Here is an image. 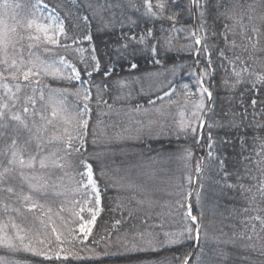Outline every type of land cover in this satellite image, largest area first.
Returning a JSON list of instances; mask_svg holds the SVG:
<instances>
[{"label":"trees","instance_id":"obj_1","mask_svg":"<svg viewBox=\"0 0 264 264\" xmlns=\"http://www.w3.org/2000/svg\"><path fill=\"white\" fill-rule=\"evenodd\" d=\"M41 1L64 21V32L59 36V45L52 48L49 61L57 62L63 57L66 62L71 60L70 49L86 48L78 59H72L89 86L90 120L86 131L74 136L63 131L59 116L53 117L50 125L54 106L46 108L43 101L49 91L57 96L54 100L65 98L63 111L56 110V115L61 113L67 118L85 102L82 93L76 91L83 86L81 83L42 75L31 77L28 86H19L22 92L11 120L0 119V240L4 241L0 243V264H181L194 248L195 225L185 203L200 163L198 184L190 201L203 236L209 237V230L216 229L224 240V256L217 262L264 264V0ZM147 2L152 5L150 10ZM161 4L163 8L159 7ZM0 16L7 18L9 24L4 29L9 30L13 14L0 8ZM197 20L207 26L199 49L192 36L199 25ZM132 36L135 40L126 39ZM11 41L14 45L7 51L13 55L7 57L8 65L0 63L4 77L0 80L4 82L15 75L9 86L14 88L12 84L23 79V69L18 64L15 68L9 65L25 49L26 41L16 42L15 36ZM124 45L128 47L125 49ZM153 46L157 48L155 56ZM3 59L0 52V60ZM164 71L170 73L168 77L164 75L166 90L157 80ZM106 72L110 74L106 76ZM120 78L130 89L121 84L124 88L119 87L120 92L114 88ZM201 78L212 93L211 101L200 98ZM37 85L48 89L43 91L42 100ZM122 89L125 94L129 91L131 101ZM168 89H172L168 97L160 98L157 104L153 102ZM115 92L122 94L119 99L113 96ZM0 93H5L3 88ZM30 96L37 101L35 105L28 104V117L34 114L37 118L27 122L13 119L17 113L25 116L24 100ZM189 99L196 103L203 100L201 117L208 110L200 139V122L193 124L197 127L195 133L159 137L164 128L148 124L160 121L156 111L137 113L129 106L158 105L174 112L184 108ZM125 101L129 105L121 107ZM59 106L56 103L55 107ZM40 115L47 123L39 119ZM171 123L169 133L174 129L172 119ZM143 125L146 129L153 126L155 132L126 136L127 131ZM122 126L126 128L119 131ZM69 137L71 141L66 142ZM77 137L84 141L83 147ZM14 151L18 156L10 164ZM111 153L118 156L106 162ZM45 154L49 162L55 160L64 165L58 167V172L63 171L67 180L73 165L78 174L82 161L88 162L101 190L102 211L85 242L75 236L74 226L58 228L63 243L73 252L61 259L45 254L52 234L44 215L50 211L64 215L66 201L60 192H54L57 185L51 178L49 194L32 188L22 178L26 169L19 164L21 158L36 155L38 161ZM8 188L13 191L8 192ZM29 194L33 198L25 200ZM151 202L157 205L149 206ZM67 204L72 206L69 201ZM204 207L207 212L201 214ZM69 217L72 218L70 213ZM174 226L177 232H168L172 240L142 243V236H162ZM20 237H24L23 243ZM206 243L210 245L212 240ZM25 245L35 251L26 250ZM35 246L44 255L37 254ZM201 250L205 246L196 251L191 261L197 260Z\"/></svg>","mask_w":264,"mask_h":264},{"label":"rangeland","instance_id":"obj_2","mask_svg":"<svg viewBox=\"0 0 264 264\" xmlns=\"http://www.w3.org/2000/svg\"><path fill=\"white\" fill-rule=\"evenodd\" d=\"M0 2H2V1H0ZM8 2H9V4L19 5L18 7L9 8V12L11 14H13L14 18H13V21L10 25L9 30H6L8 37L10 40H12L13 37L15 36L16 42H19L23 39L26 41L25 49L23 51H20L23 53H20V55H18V57L15 59L17 64L20 67H22L23 71H26L28 67H31V64L29 63V61H36V62L44 61L47 63L56 62L53 59H50V61H49V54L52 51V48L54 46H58L59 44L57 43V44L53 45V44L48 43L44 38V34L36 31L35 24L39 23V24L49 26V33L48 34L51 36H54L59 42V36L60 35H57L58 28L56 26L59 25L60 23H62L63 28H64V21L60 18V16L53 9H51L49 6H47L41 0H40L39 5H37V0H14V3L10 2V1H8ZM146 4L148 5V2ZM0 21H3V23L0 24V27L2 29L6 28V26L9 24L7 18L5 19L4 16H0ZM29 22H34L33 27H31V28L28 27ZM197 23L199 25H197L196 30L194 32L196 33L197 37H199L201 39V44L197 45V46L201 47L204 36H205V34H207V26L204 23L199 22V21ZM13 29H14V31H13ZM19 36L23 39H19ZM37 36H39V40L35 39V37H37ZM29 37H33V39H29ZM37 44L41 45V47L39 48L40 50L37 49V47H36ZM13 45L14 44L10 43L8 46V49ZM30 45L32 47H29ZM85 51H86L85 47H78V48L70 49L69 54L71 56V60L66 61V63L69 65H74L76 67L73 59H78V56H81ZM12 55H13L12 51H10V52L7 51V57H11ZM2 57L4 58L3 53H2ZM72 57H73V59H72ZM21 60L24 61L23 65H21ZM56 66L61 67L63 69V66L59 63H57ZM63 71H64L65 76L71 75V69L70 68L69 69H63ZM164 75L167 77L170 76L169 71H164L160 76L157 77V80L161 83L162 89L166 90L167 81L165 82ZM40 76H42V75H40ZM40 76H38V77H40ZM87 76H89V75H87ZM11 77L13 78V76H10V79L6 78L4 82L2 80H0V84L2 83V84H7L8 86H10V83L13 81L11 79ZM80 77H81V75H80ZM40 78H42V77H40ZM71 81L73 83H81L83 85L82 87L78 86L76 91L82 93V96L84 97L85 91L86 90L89 91V86H88L87 81L82 79V78H80V80L71 79ZM115 82L116 83H115L114 88L118 89L119 92H120L119 87L124 88L122 86H125L127 90L130 89L128 87V83L126 81H124V78L117 79ZM118 82H119V84H118ZM29 84H30V82L24 81L22 79V81L19 84H12V85H14V88L11 87L10 88L11 91H8L3 87H0V88H3V91H5V93H0V101H1L0 107H2L3 104H5V103L8 105L7 109H4L5 115L3 117H0V119H3L5 117H8V119H10V117L13 116L12 112H13V109L15 108V103H16L17 99L19 98V96L22 92L21 87H19V91H17L16 85H19V86L21 85L22 87H24V86H28ZM31 86L26 87V88H31ZM37 86L40 88V90L42 92L43 91L48 92V89L46 87H44L43 85H42V87H40L39 85H37ZM32 87L34 88L35 86H32ZM122 90H123L122 93L125 94L126 91L124 92V89H122ZM171 90L172 89H168L165 93L170 94ZM119 92H115V94L113 95V96H116L115 99H119L121 97L122 94L121 95L118 94ZM165 93H163L162 95L158 94L157 98L155 97L156 99H153V102H155L157 104L158 101L160 100V98L168 97L169 95L166 96ZM125 95H127L131 101L129 91H127V94H125ZM90 96H91V93H90ZM30 97L32 99H34L35 101H37L35 99V97H33V96H30ZM207 97L208 96L206 93L203 96H201V94H200V98H202L203 100H204V98L207 99ZM52 98H57V96H52L51 91H49L48 97L43 99V101L46 105V108L49 105L54 106L50 112L52 115V117L50 116V120H49L50 125L54 123V118H56V116L58 118V116H59L58 121L61 123L63 131H65L67 133H71L74 136L81 135V132H83V131L80 130L79 123H80L81 119H87L89 122V120H90V109H89V107H88V109H89L88 112L84 113L83 112V106H84L85 102H82V105L74 113L67 114V118L65 115L63 118L61 113H57L58 115L53 116V111H55V112H56V110L57 111H63L62 109H64V107H65V105H64L65 104V98H58L57 100H54ZM151 98H154V97H151ZM24 101L27 104L26 107L29 109V111L25 113V116L23 113H17L21 117V120H19V121L27 122L29 119L37 118L34 116V114H32L28 117V114L31 111V108L28 106V104L30 105L32 103L28 98H26ZM10 103L11 104L13 103V104L10 105ZM56 103H59L60 106L55 107ZM124 103H125V105H120V106L126 108L127 105H129V103H127L126 101ZM194 104H196V102L189 99L186 101V106L184 108L180 109V111L177 110L174 112H169V111L163 110L158 105L152 106L149 104L148 106H145V105L139 103V104H137L136 108H134L131 105H129V106L132 107L135 110V112H137V113L146 114V111L148 109L156 111V113L160 117V121H156L154 123H148V124L154 125V126L161 125L165 131L161 130L160 134H158V136L159 137L162 136V138H164V137H170L171 135H174L177 133V125L180 123V122H177V117L180 119V121L184 120L185 122H187L191 118V113H192V111L195 110L193 107ZM203 104H204V108H205V103L203 102ZM203 111H204V109H203ZM41 117L42 116L40 115L39 119L44 121L45 123H47L46 118L43 117V119H42ZM46 117H48V115H46ZM203 117L204 116L200 117V121L196 122L197 125L199 124V122H202ZM170 118L174 121V129L171 132L172 134L167 131L168 128L172 125ZM124 128H126V126L119 127L118 129H119V131H123ZM54 129L55 128H53L51 130L54 131ZM132 131H127L126 136L127 137H141V136L145 135V132H147V131L148 132H150V131L155 132L153 126H149V128L146 129L144 125L142 127L136 126V128H134V130H132ZM123 137L124 136L118 137V138L121 139ZM53 141H55V140L52 139V142ZM67 141H71V140L68 139V140H66V142ZM78 142H79L80 146H82V147L84 146L83 140L78 139ZM50 149H52L51 144H50ZM51 152L52 151L50 150V153ZM117 156H118L117 153H114V154L111 153L110 157L107 156L106 162H109L110 160L115 159ZM33 158H34V166L31 168L27 167V163L29 161H32ZM22 159L25 161V165H23V167H25L26 172H25V174H21V176H22V178L28 180L29 185L32 188L40 190L41 193H48L49 194L50 193V178H51L52 180L55 181V184L57 185V188L54 190V192H56V193L60 192V194L64 197V200L66 201V207H67L66 212L67 213L65 212L64 215L60 212L53 213L52 211H50V213L46 212L44 215L45 218L48 219L50 226L53 227V228L50 227V233L52 234V235H50L51 245L50 244L48 245V247L46 248L45 254L48 255L50 258H55V259L66 258L67 256L71 255L73 252L69 247H67L63 243L62 237H61L62 232L59 231L58 228L59 227H66L67 225L74 226L75 233H76L75 236H77L79 239H81L82 241L85 242L90 237L91 233L93 232L96 220L102 211L101 190H100V186L98 185V182L95 178V173L93 172V169L91 167L92 179L95 182V188H93L92 185H90L88 182L86 165H90V164L86 161H82V168L78 174L75 172L76 171L75 165H73V170L70 172V174L68 176L69 180H67L65 178L63 171L61 170L62 174H60L58 172L59 171L58 167H53L52 163L48 161L47 154L42 155L41 159H45L46 164L50 165L51 167H46L43 169L40 168V160L41 159L37 161L36 155H30L27 158H22ZM183 159L186 161L190 160V159H187L186 157H184ZM140 166L142 169H144L143 163H141ZM143 172L145 173V171H143ZM196 173H197V171L195 170V174L193 177V184L195 183L194 179H195ZM104 181L106 182V180H104ZM197 184H198V178L196 180L195 186H197ZM33 186H35V187H33ZM42 190H47V192H42ZM200 191L202 193V190H200ZM97 192H98V196H99V203H96ZM189 193L190 192H188L187 196L189 195ZM193 194H192V196H193ZM187 196H186L185 206H186V209L188 212L189 209H188V205H187ZM29 197L33 198L30 196V194H29ZM67 201H69L71 203V205H72L71 207L67 204ZM64 205L65 204L63 203L62 206H64ZM152 205H157V204H155V202H151V204L149 206H152ZM172 205L175 207L177 205L176 201H173ZM149 206L147 208H149ZM156 208H157V206H156ZM89 209H91V211H89ZM193 210L194 209H193V206L191 203V216L197 217L196 215L193 214ZM200 211H201V214L207 212L205 207L203 209H201ZM93 212L96 213V218H95L94 222H92L90 225H87V226H90L91 230L88 233L87 239L85 240L84 239V233L81 231V225L85 224L86 221H92V213ZM69 213L72 215V218L69 217ZM194 225H195L194 237L192 238V241L194 243V248L186 256V259L182 260L181 264H185V261L187 260V258H188L187 264H223V262H217V261L221 257V255L224 256L223 252H224L225 244H224V242H223L224 240L221 238V236L216 233V229H210L208 232L209 237H207V236H203L204 230L201 229V223L199 221V217H197V221L194 223ZM197 227L199 229V240L198 241H197V237H196L197 236ZM169 231H172L175 233V232H177V229L174 226L173 228L167 229V231H165L162 236L158 235L154 238H148L146 236H142L143 235V233H142V234H140L142 236L141 238L143 239L142 243H144V244H151L152 243L153 244L154 242L161 241L162 239L172 240L173 238H170V236L168 235ZM58 237H59V239H57ZM55 239L57 240L56 242L58 245H56ZM79 239H78V242H80ZM209 239L212 240V243L210 245H208L206 243V241H208ZM202 245L205 246V250L199 251L197 260L195 259V261H191L193 255L196 253V251H198L200 249V247ZM35 248H37V253H41V251H39V249H38V246H35ZM80 248H83V246L81 245ZM50 249L54 250L55 252H53V253L50 252ZM92 257H95V256H92ZM171 260L174 261V259H171ZM172 264H175V262H173Z\"/></svg>","mask_w":264,"mask_h":264},{"label":"snow or ice","instance_id":"obj_3","mask_svg":"<svg viewBox=\"0 0 264 264\" xmlns=\"http://www.w3.org/2000/svg\"><path fill=\"white\" fill-rule=\"evenodd\" d=\"M40 0H37V5H39ZM19 5H15V4H9L8 0H3L2 3H0V8L3 9H9V8H14V7H18ZM148 9L150 10L152 5L148 4L147 5ZM159 7L163 8V4L159 5ZM171 19V18H170ZM3 21H0V24H2ZM34 22H29L28 27L31 28L33 27ZM58 28V32L57 35H61L64 32V28H63V24L60 23L59 25L56 26ZM35 28L37 32H41L44 34V38L45 40L50 43V44H57L58 40L54 37L49 35V26L47 25H43V24H39L36 23L35 24ZM14 31V29H13ZM148 35H151V32H148ZM192 36L195 40V43L197 45L201 44V39L199 37H197L196 33L193 32ZM29 39H33V37H29ZM35 39L39 40V36L35 37ZM87 39H91V37H87ZM126 39H131V40H135V36L132 37H126ZM141 41H143V37H141ZM12 43V41L9 39L7 31L5 29H0V52H2L4 54V59L0 60V63H3L5 65H8V58H7V49L9 44ZM29 47H32L31 45ZM125 49L128 47V45H124L123 46ZM152 54L155 56L157 55V48L156 46H153L151 48ZM221 55H223V53H221ZM158 62V61H157ZM29 63L31 64V67H28L26 71H23V80L24 81H29L31 77L34 76H40V75H44V76H51L53 78H59V79H74V80H80V71L74 66V65H69L64 61V58L61 57L59 61L57 62H53V63H47L44 61H29ZM59 63L63 66V69H71V75L69 76H65L64 75V71L61 67H57L56 64ZM209 63H211V61L209 60ZM24 64V61L21 60V65ZM10 68H15L18 67L17 62L15 59H13L11 61V64L9 65ZM131 67L134 69L136 68V65L133 63L131 65ZM96 71H99V65L97 64L96 67ZM89 76L91 75V73H87ZM110 73L106 72L105 75H109ZM239 75V73H237V76ZM3 74L0 73V79H3ZM13 79H15V75H13ZM261 79H264V77H262ZM36 83L38 84L39 81L37 80ZM199 83L201 84V88H200V94L201 96H203L205 93L207 94V96L209 98H211V92L208 91L207 88L202 87L203 85V78H201V80L199 81ZM3 88H5L8 91H11V89L9 88V86L7 84H3L2 85ZM17 91H19V85H16ZM165 95H169V93H165ZM40 98L41 100L43 99V92H41L40 94ZM31 103L33 105H35L36 101L34 99H32L31 97L28 98ZM85 103L83 106V112L87 113L88 112V101L90 99V92L89 91H85L84 97H83ZM151 103V102H150ZM253 103H255V101H253ZM8 105L5 103L3 104L2 107H0V117H3L5 115V111L4 109H7ZM194 107V111H192L191 113V119L188 120L187 122H185L184 120H181L180 123L177 125V134H181V133H188V132H192L195 133L197 131V127H194L193 124L194 122L200 121V117H201V113L203 112L204 109V104H203V100L201 99V101L199 103H196L193 105ZM23 111L26 113L29 111V109L27 107H25L23 109ZM56 115V112L53 111V116ZM43 119V117H41ZM13 119L19 121L21 120V117L19 115H16L13 117ZM26 126V125H25ZM199 127H203V123L200 122V124L198 125ZM79 127L81 131H86L87 127H88V120L87 119H81L80 123H79ZM78 139H80V137H77ZM54 139H60L59 137H54ZM69 140H71V137H69ZM209 140H211V135L209 134ZM82 142V141H81ZM198 142V141H197ZM15 145V141H13V146ZM39 147V146H38ZM72 145L69 144V148H71ZM211 147V144H210ZM18 156L17 152H12V160L9 161V163H15L16 162V158ZM19 164L20 165H25V161L21 158L19 160ZM34 166V158L32 161H29L27 163V167L31 168ZM52 166L53 167H59L62 168L64 167V165L62 164H58L56 163L55 160L52 161ZM49 167L48 164H46L45 159H41L40 160V168H46ZM87 168V177H88V182L90 185H92L93 188H95V182L92 179V171H91V166L90 165H86ZM199 170V169H197ZM5 171H7V169H5ZM3 173H0V176H2ZM35 187V186H33ZM8 192H12L13 189L12 188H8L6 189ZM190 195V194H189ZM25 200L30 199V197H25ZM96 203H99V196H98V192H97V196H96ZM36 205H33V207H35ZM89 211H91V209H89ZM188 216L190 217V219L192 220L193 223H195L197 221V217L195 216H191V211L189 208V212H188ZM96 218V213L93 212L92 213V221H86L85 224L81 225V231L84 233V239H87L88 233L90 232V225L92 222H94ZM264 222V221H262ZM189 231H191V229H189ZM197 238H199V229L197 227ZM23 239L24 237H20L21 243H23ZM59 239V237L57 238ZM9 243H11L10 241H8ZM0 243H4L3 240H0ZM40 243H43V241H40ZM26 250L28 251H35V249L29 248L27 245H25ZM39 255H44V253H37ZM185 264H187V260L185 261Z\"/></svg>","mask_w":264,"mask_h":264},{"label":"water","instance_id":"obj_4","mask_svg":"<svg viewBox=\"0 0 264 264\" xmlns=\"http://www.w3.org/2000/svg\"><path fill=\"white\" fill-rule=\"evenodd\" d=\"M199 45H200V44H199ZM208 91H209V90H208ZM209 92H210V91H209ZM205 122H206V121L204 120V121H203V127H204V125H205ZM203 127H202V128H203ZM197 175H198V172L196 173L195 184H196V180H197ZM189 208H190V204H189ZM197 240H198V238H197Z\"/></svg>","mask_w":264,"mask_h":264},{"label":"bare ground","instance_id":"obj_5","mask_svg":"<svg viewBox=\"0 0 264 264\" xmlns=\"http://www.w3.org/2000/svg\"><path fill=\"white\" fill-rule=\"evenodd\" d=\"M24 49H22L21 51H23ZM21 53H23V52H21Z\"/></svg>","mask_w":264,"mask_h":264}]
</instances>
